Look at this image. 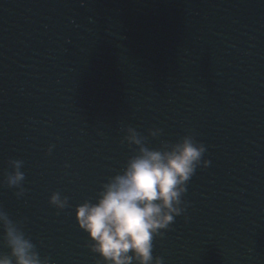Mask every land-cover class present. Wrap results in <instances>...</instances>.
Masks as SVG:
<instances>
[{
    "label": "water",
    "instance_id": "95a60500",
    "mask_svg": "<svg viewBox=\"0 0 264 264\" xmlns=\"http://www.w3.org/2000/svg\"><path fill=\"white\" fill-rule=\"evenodd\" d=\"M0 264H264V0H0Z\"/></svg>",
    "mask_w": 264,
    "mask_h": 264
}]
</instances>
